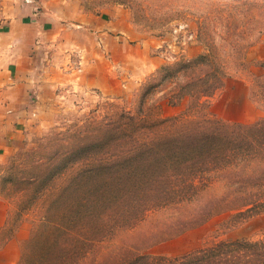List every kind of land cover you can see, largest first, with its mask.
Wrapping results in <instances>:
<instances>
[{"label":"rangeland","instance_id":"1","mask_svg":"<svg viewBox=\"0 0 264 264\" xmlns=\"http://www.w3.org/2000/svg\"><path fill=\"white\" fill-rule=\"evenodd\" d=\"M202 54L226 73L207 114L264 119V0H0V264H123L264 242V186L232 182L233 171L263 175V161L210 172L199 193L142 216L126 176L125 187L109 179L116 151L93 143L108 142L110 115L138 109L162 67ZM163 96L145 108L188 107ZM244 200L258 206L238 209Z\"/></svg>","mask_w":264,"mask_h":264},{"label":"trees","instance_id":"2","mask_svg":"<svg viewBox=\"0 0 264 264\" xmlns=\"http://www.w3.org/2000/svg\"><path fill=\"white\" fill-rule=\"evenodd\" d=\"M225 78L226 73L212 56L202 54L162 67L144 85L136 111L110 115L108 142L97 137L93 143L97 148L116 151L106 152L111 166L119 168L109 172V179L119 187L124 186L126 176L128 187H124L129 190V195L140 193L135 203H129L131 209L144 216L150 206L199 193L210 172L233 170L242 162L247 165L254 160L264 162V119L253 124L226 123L207 114L209 101L221 90ZM157 90L163 91L168 105L177 106L188 101V107L180 115L171 117L150 112L145 108V102L147 96ZM100 153L101 150L96 154ZM96 159L102 162L100 157ZM240 172L233 171L236 178L232 180L239 189L252 182V185L264 186V172L253 181L239 176ZM148 198L156 202H148ZM250 205L247 211L258 206L255 200H244L238 209ZM239 262L264 264V242L221 241L181 257L137 255L123 264Z\"/></svg>","mask_w":264,"mask_h":264},{"label":"crops","instance_id":"3","mask_svg":"<svg viewBox=\"0 0 264 264\" xmlns=\"http://www.w3.org/2000/svg\"><path fill=\"white\" fill-rule=\"evenodd\" d=\"M0 109H1V102H0Z\"/></svg>","mask_w":264,"mask_h":264}]
</instances>
